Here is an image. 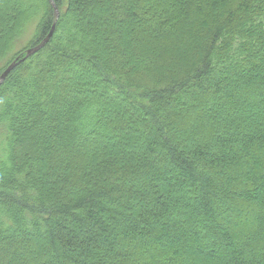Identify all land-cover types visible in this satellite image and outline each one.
<instances>
[{
	"label": "trees",
	"instance_id": "16d2710c",
	"mask_svg": "<svg viewBox=\"0 0 264 264\" xmlns=\"http://www.w3.org/2000/svg\"><path fill=\"white\" fill-rule=\"evenodd\" d=\"M53 2L0 0V74L55 21L0 84V264H264V0Z\"/></svg>",
	"mask_w": 264,
	"mask_h": 264
},
{
	"label": "water",
	"instance_id": "95a60500",
	"mask_svg": "<svg viewBox=\"0 0 264 264\" xmlns=\"http://www.w3.org/2000/svg\"><path fill=\"white\" fill-rule=\"evenodd\" d=\"M49 3L51 4L52 8H53V13H54V17H55V21L58 18V10L57 7L55 6L53 0H48ZM55 21L51 26V29L49 31V33L46 35V37L36 46L33 47H29L25 50L24 52V56L20 57H16L14 60H12L6 67L5 69L2 71V73L0 74V84L3 82V80L5 79V77L9 74V72L21 61H23L25 58H27L28 56H30L31 54L35 53L36 51H38L40 48H42L49 40L50 36L52 35L53 29H54V25H55Z\"/></svg>",
	"mask_w": 264,
	"mask_h": 264
},
{
	"label": "rangeland",
	"instance_id": "374dc122",
	"mask_svg": "<svg viewBox=\"0 0 264 264\" xmlns=\"http://www.w3.org/2000/svg\"><path fill=\"white\" fill-rule=\"evenodd\" d=\"M9 1L12 2V1H15V0H9ZM96 13H97V14H102V12H101L100 10H97ZM79 27H80V26H77V28H79ZM33 28H34L33 26H29V27H27V28H26L27 30L25 29L24 32H23V33H25V36H26V37L23 36V37L21 38V40L25 41V40L29 37V33H30L31 31H33ZM25 42H26V41H25ZM19 44H20V43H19ZM17 45H18V44H16V45L14 46V49H15V48H16V49L18 48ZM20 46H21V44H20ZM10 62H11V61H10ZM10 62H9V63H10ZM9 63H8V64H9ZM8 64H7V65H8ZM7 65H6V66H7ZM92 82H93V80H92ZM216 108H218V107H216ZM215 110H216V112H217L218 114H221V112H220L218 109H215ZM252 113H253V112L250 111V115H252ZM257 122H258V124H261V123H264V120L260 119V120H258ZM53 144H54V145H58V144L56 143V141L53 142ZM55 173H56V172H55ZM50 200H52V199L50 198ZM260 223H263V222H260ZM260 223H257L255 229H258V225H259ZM166 237L169 238V236H167V235H166ZM170 237H171V236H170ZM192 262H193V261H191L190 264H192Z\"/></svg>",
	"mask_w": 264,
	"mask_h": 264
}]
</instances>
